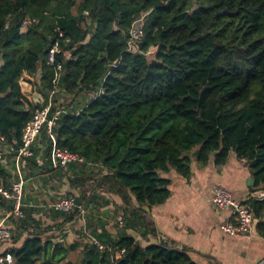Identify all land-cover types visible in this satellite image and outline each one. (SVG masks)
I'll use <instances>...</instances> for the list:
<instances>
[{
	"label": "trees",
	"instance_id": "1",
	"mask_svg": "<svg viewBox=\"0 0 264 264\" xmlns=\"http://www.w3.org/2000/svg\"><path fill=\"white\" fill-rule=\"evenodd\" d=\"M142 16L132 51L129 29ZM0 58L4 145L22 144L54 92L49 114L64 109L55 144L82 157L54 166L42 129L25 177L55 179L53 201L75 206L49 208L44 226L24 193V216H9L12 243L0 242L14 264H197L187 249L149 239L158 238L149 210L169 198L171 172L188 178L192 162L206 166L212 154L217 164L232 153L244 160L264 192V0H0ZM246 203L264 238V198ZM81 217L67 242L63 231Z\"/></svg>",
	"mask_w": 264,
	"mask_h": 264
},
{
	"label": "crops",
	"instance_id": "2",
	"mask_svg": "<svg viewBox=\"0 0 264 264\" xmlns=\"http://www.w3.org/2000/svg\"><path fill=\"white\" fill-rule=\"evenodd\" d=\"M2 62L0 58V65ZM20 87L24 96L33 99L29 83L20 80ZM214 157L212 154L208 164L203 167L192 162L188 178H182L175 172H171L169 198L162 205L149 210L156 223L159 239L154 237L149 239L162 240L171 247L187 249L197 264H264V238L256 228L259 219L255 218L248 232L227 235L219 229V225L227 219L230 211L219 210L211 202L212 190L216 186L225 188L242 202H246L249 198L263 199L264 192L252 187L253 178L247 163L238 159L234 153L230 154L226 162L222 164H217ZM53 181V184L48 180L43 185L42 181L36 177L26 179L25 183V194H32L35 199L36 210L33 216L41 219L44 226L54 221L49 216V205L55 199L59 189H53L54 186H58L56 180L53 179ZM62 188L65 189L66 186ZM32 200L29 201L32 202ZM9 216L3 202L0 201L2 226H12ZM82 222L84 217L66 227L63 233L66 234L67 242H72V239L76 237L78 226L84 225ZM70 226H73L74 231ZM53 234L59 235V232H47L45 235ZM24 235L19 240H15L16 245L22 243ZM2 246L0 244V250Z\"/></svg>",
	"mask_w": 264,
	"mask_h": 264
},
{
	"label": "built area",
	"instance_id": "3",
	"mask_svg": "<svg viewBox=\"0 0 264 264\" xmlns=\"http://www.w3.org/2000/svg\"><path fill=\"white\" fill-rule=\"evenodd\" d=\"M142 20L143 16L137 19L129 29L128 45L132 51L136 50L134 43L138 42L143 34L141 28ZM55 50H58L56 45L49 52V61L53 60V52ZM53 93L54 92H51L50 94L48 104L44 108L37 110L33 114L31 120L25 125L21 140L22 144L17 149L5 146L4 138L0 135V168L4 169L7 173L6 179L0 175V196L10 202L11 211L9 215L13 214L18 217L24 216L23 195L26 183L24 172L25 158L33 154V147L35 145L39 148H43V146L38 144L43 128H46L49 138L53 143L50 151V158L54 166L66 169L70 163L82 161V157L78 154L58 147L55 144V137L51 132V128L60 113L64 112V109L58 107L51 115L49 114L53 106L51 102ZM211 202L219 210L228 209L230 211L227 219L219 225V229L222 232L227 235H233L236 233H246L251 229L255 217L248 203L236 199L228 190L217 186L212 190ZM74 206L75 201L73 197H61L52 201L49 208L69 211ZM81 212H84L82 207ZM12 237L13 232L8 227L0 224V242H11ZM94 243L98 244L97 241H94ZM100 247L102 246L100 245ZM0 264H14V258L8 250L0 255Z\"/></svg>",
	"mask_w": 264,
	"mask_h": 264
},
{
	"label": "rangeland",
	"instance_id": "4",
	"mask_svg": "<svg viewBox=\"0 0 264 264\" xmlns=\"http://www.w3.org/2000/svg\"><path fill=\"white\" fill-rule=\"evenodd\" d=\"M193 6L196 7V4L194 3ZM151 56H152V55H150L149 57H151ZM81 98H82V100H83V99H84V100H88L90 97L87 98V96L84 97L83 94H80L79 97H77V99H78V100H81ZM70 99H71V98H67L66 101L68 102V101H70ZM60 100H61V102L64 103V99H63V97H62ZM66 101H65V103H66ZM50 182H52V184L54 183L53 180H51ZM55 187H56V186H55ZM66 189H67V186H66V188H65L64 190H66ZM24 193H25V191H24Z\"/></svg>",
	"mask_w": 264,
	"mask_h": 264
},
{
	"label": "water",
	"instance_id": "5",
	"mask_svg": "<svg viewBox=\"0 0 264 264\" xmlns=\"http://www.w3.org/2000/svg\"><path fill=\"white\" fill-rule=\"evenodd\" d=\"M158 243L160 244V240L158 241ZM168 248V247H167ZM171 248H175V249H180V247H171ZM170 248V249H171Z\"/></svg>",
	"mask_w": 264,
	"mask_h": 264
}]
</instances>
